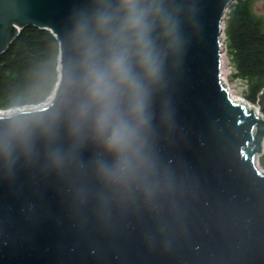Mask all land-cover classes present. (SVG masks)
Here are the masks:
<instances>
[{
  "label": "water",
  "instance_id": "1",
  "mask_svg": "<svg viewBox=\"0 0 264 264\" xmlns=\"http://www.w3.org/2000/svg\"><path fill=\"white\" fill-rule=\"evenodd\" d=\"M233 1L136 0L142 36L122 0H0V54L28 25L58 41L47 101L0 110V264H264V87L253 106L222 79Z\"/></svg>",
  "mask_w": 264,
  "mask_h": 264
},
{
  "label": "trees",
  "instance_id": "2",
  "mask_svg": "<svg viewBox=\"0 0 264 264\" xmlns=\"http://www.w3.org/2000/svg\"><path fill=\"white\" fill-rule=\"evenodd\" d=\"M255 0H235L225 12V53L230 79L244 82L243 97L254 103L264 87V20ZM58 41L47 29L28 25L0 54V110L44 102L58 78ZM264 169V152L258 157Z\"/></svg>",
  "mask_w": 264,
  "mask_h": 264
},
{
  "label": "clouds",
  "instance_id": "3",
  "mask_svg": "<svg viewBox=\"0 0 264 264\" xmlns=\"http://www.w3.org/2000/svg\"><path fill=\"white\" fill-rule=\"evenodd\" d=\"M123 5L128 9L129 13V26L132 28H140L141 30V35L143 36V33L146 31V27L143 25V19L145 12L141 9H138L136 0H122ZM106 18L101 17L100 18V23H105ZM113 67L121 72L122 74L124 73V60L123 58H116L113 61ZM93 75L95 76V83L98 86L99 84L102 83L104 77L103 74L97 71L93 72ZM98 94V89L97 93ZM137 111L139 113H142L143 111V105L140 104L137 106ZM4 113L0 112V116H3ZM104 123L105 119L102 118L101 121L99 122V129L102 131L104 128ZM131 137V133L127 130L126 126H121L117 128L112 135L108 138L107 140V145L109 148L117 149V150H123Z\"/></svg>",
  "mask_w": 264,
  "mask_h": 264
},
{
  "label": "rangeland",
  "instance_id": "4",
  "mask_svg": "<svg viewBox=\"0 0 264 264\" xmlns=\"http://www.w3.org/2000/svg\"><path fill=\"white\" fill-rule=\"evenodd\" d=\"M253 8H254V11L259 14L260 16H262L263 20H264V0H255L254 3H253ZM224 19H225V15L222 19V23H221V33L223 34L222 35V38L224 36ZM223 44H224V41H223ZM225 51V47L223 46L222 47V52ZM230 62H229V59L226 55V53L224 52V55L222 57V69H223V72H225L226 74V78H227V81L230 85V88H231V93L233 94V96L235 98H241L242 100H245L246 102H248L249 104H253L252 102L248 101L247 99H245L243 97V92L245 90V85H244V82L242 81H239V80H236V79H230V74H228L227 70L230 66Z\"/></svg>",
  "mask_w": 264,
  "mask_h": 264
},
{
  "label": "built area",
  "instance_id": "5",
  "mask_svg": "<svg viewBox=\"0 0 264 264\" xmlns=\"http://www.w3.org/2000/svg\"><path fill=\"white\" fill-rule=\"evenodd\" d=\"M222 35H223V34L221 33V38H220V43H221L220 48H221V51H222V47H223V46L225 47V44H223L224 36H223V38H222ZM224 52H225V51L222 52V57H223V55H224ZM232 71H233V67L230 65L229 68H228V70H227V72H228V74H231ZM221 76H222V79L224 80V82L227 84V87H228V89H229L230 95L233 96V94L231 93L230 85H229V83H228V81H227V78H226V74H225V72H223V69H222V63H221ZM47 99H48V98H47ZM47 99H46L45 101H47ZM45 101H44V102H45ZM44 102H42V103H44ZM252 105H253V106H256V103L254 102ZM257 165H258L259 168H261L258 162H257ZM261 169H262V168H261ZM262 170H264V169H262Z\"/></svg>",
  "mask_w": 264,
  "mask_h": 264
},
{
  "label": "bare ground",
  "instance_id": "6",
  "mask_svg": "<svg viewBox=\"0 0 264 264\" xmlns=\"http://www.w3.org/2000/svg\"><path fill=\"white\" fill-rule=\"evenodd\" d=\"M234 99H237V100H242L241 98H235L234 96H232ZM243 101H245V100H243Z\"/></svg>",
  "mask_w": 264,
  "mask_h": 264
}]
</instances>
